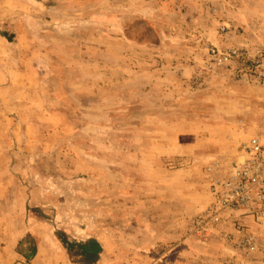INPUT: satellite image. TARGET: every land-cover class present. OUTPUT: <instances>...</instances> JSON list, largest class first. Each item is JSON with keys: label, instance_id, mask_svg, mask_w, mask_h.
<instances>
[{"label": "rangeland", "instance_id": "1", "mask_svg": "<svg viewBox=\"0 0 264 264\" xmlns=\"http://www.w3.org/2000/svg\"><path fill=\"white\" fill-rule=\"evenodd\" d=\"M34 1L50 10L29 25L47 42L35 46L49 52L43 61L16 58L27 47L0 22V264H91L77 248L90 238L106 252L98 264L131 263L143 230L153 233L154 215L168 207L159 201L167 172L211 181L223 160L227 174L262 127L264 83L236 62L218 64L213 51L253 56L264 44V0H0V15L26 18ZM254 12L263 21L252 31L244 22ZM208 206L191 235H218L229 264L263 253L264 220L251 213L200 235L194 224ZM246 235L257 251L237 249ZM34 245L39 256L27 259Z\"/></svg>", "mask_w": 264, "mask_h": 264}, {"label": "crops", "instance_id": "2", "mask_svg": "<svg viewBox=\"0 0 264 264\" xmlns=\"http://www.w3.org/2000/svg\"><path fill=\"white\" fill-rule=\"evenodd\" d=\"M19 1L23 3V0ZM34 2L35 7L37 8H32V12L30 11L29 14L26 15V18L23 16L22 12L18 11L17 9L3 11L4 15H0V22L2 20L4 23L7 21L8 26L10 24L12 27L10 28L11 30L5 31L10 35L15 36L14 38L16 43H24L27 47L24 53L21 52V50L20 52H16V58L18 56H24L25 54L31 62H33V56H38V58H41L43 61V59L50 55L48 54L49 52L42 51L43 49L40 53H38L37 48H35L38 41L39 45H43L42 43L47 42L42 40V38L32 37L30 35L31 27L29 25H33L34 19H38L39 16L44 18L48 16V13L50 12V10L46 9V6H44L42 3H38L36 1ZM254 13L256 18H254L252 21L244 22L249 24V29L251 30L252 28L260 25V23L263 21V19H261L262 14L258 12ZM9 14H11L10 18H8ZM19 24H26V28L24 27V30L28 29L30 31L28 36H19ZM260 27L263 28L264 26L260 25ZM119 40L121 44L124 43L129 45V41H127L125 37L121 36ZM260 40L263 39L261 38ZM241 42L243 41L240 40L236 43L240 44ZM244 42H246V45L250 44V41L248 40ZM19 62L21 63V60L17 59L16 66L19 65ZM17 68L18 71L16 72L15 77H24L27 79L26 75L22 74V71L20 72L21 69L19 67ZM31 79L33 80L31 83H34L35 78L32 77ZM26 81L27 82H23V84L20 82L19 86L24 85V91L26 93L31 92L27 89L30 87L28 86L30 81ZM30 85L32 86V84ZM171 155L176 157L182 155L185 156L187 154ZM224 163L225 162L223 160H218V162H215L214 165L217 167V169L214 168L215 172H218V170L221 171L222 167L220 166L224 165ZM192 171V169H182L176 172H167L170 173V179L167 182H164L162 184L163 186H160L159 190L161 193V191L167 188L168 190H166V192L168 191V196H160L159 201L162 205H167L168 207L160 208L159 213L154 215L155 217H153L152 224L153 233L149 234L147 228L143 230L144 232L142 234L144 236V240L136 247L133 246V250H136V253L138 254L137 259L134 260L132 258L131 263L127 259L126 264H229V260L227 261V258L231 251H229V248L226 244L219 240L218 235L214 236L213 240L203 243L190 233V226L193 218L199 215V213L203 212L212 201L211 181L208 178L209 176L203 173V176L201 174L200 181H194ZM182 176H184L183 179ZM256 226H258V229L256 230L259 232V234L264 236V225ZM228 230L230 231L231 228ZM145 236L147 238L149 237L150 239H146ZM90 239H96V242L99 241L97 238ZM84 245L85 244H82L81 246L77 247L80 249V257L85 258L86 261L87 258H91L92 256L93 259L90 261L91 264L101 263L103 256L106 254V252L104 254L102 247L100 246L101 249L97 254L94 253L93 255H87L84 251ZM133 250L128 249L127 254H134L135 252ZM39 252L40 251H38L36 258L39 256ZM261 252L263 253H257L253 258L247 259L246 262L237 261V264H264V251ZM113 263L114 261L112 260L111 264Z\"/></svg>", "mask_w": 264, "mask_h": 264}, {"label": "built area", "instance_id": "3", "mask_svg": "<svg viewBox=\"0 0 264 264\" xmlns=\"http://www.w3.org/2000/svg\"><path fill=\"white\" fill-rule=\"evenodd\" d=\"M254 53L252 56L240 49L213 51L218 64L236 62L240 74L264 83V44ZM228 171L211 173L213 201L194 224L200 235H209L212 228H218L233 213H251L257 221L264 220V122L258 134L241 146L240 159ZM257 240L254 235H246L234 242L237 249L249 253L257 251Z\"/></svg>", "mask_w": 264, "mask_h": 264}, {"label": "trees", "instance_id": "4", "mask_svg": "<svg viewBox=\"0 0 264 264\" xmlns=\"http://www.w3.org/2000/svg\"><path fill=\"white\" fill-rule=\"evenodd\" d=\"M23 243H24V241L22 240L19 244V247L22 246ZM100 249H101V247H100L99 243H97L95 240L84 245V251L87 255H93L94 253L97 254L100 251ZM29 251H30V254L25 256L27 259H31L36 255V253H37L36 245H34ZM91 258H92V256H91Z\"/></svg>", "mask_w": 264, "mask_h": 264}]
</instances>
